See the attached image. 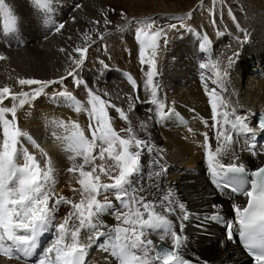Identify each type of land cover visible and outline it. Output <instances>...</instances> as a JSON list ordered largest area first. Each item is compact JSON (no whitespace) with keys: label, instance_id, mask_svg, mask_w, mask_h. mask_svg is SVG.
<instances>
[{"label":"snow or ice","instance_id":"1","mask_svg":"<svg viewBox=\"0 0 264 264\" xmlns=\"http://www.w3.org/2000/svg\"><path fill=\"white\" fill-rule=\"evenodd\" d=\"M52 2L53 0H31L34 9L45 16L52 12ZM120 15L128 20L123 12ZM191 17V12L185 16H174L172 19L180 21L179 25L171 23L166 28L155 27V30V20L136 21L139 25L135 32L139 60L141 65H148L144 81V87L150 96L147 102L155 106L158 122L166 119L171 112L158 94L160 84L156 78L160 73L157 56L161 42L165 46L169 44V31L190 30L183 21ZM92 23L99 24L101 21ZM103 23H111L106 15ZM17 26L16 16L5 5L4 0H0V28L14 33ZM64 27L60 23L56 31L59 32ZM103 35L100 33V39H103ZM83 36L85 41H92L87 30ZM90 46L86 43L83 48L77 46L72 50L80 54L79 58L68 53L71 64L75 67L66 69L67 76L62 75L55 80L18 77L16 83L21 86L18 92H13L12 87L7 84L0 87V255L22 261V264H85L88 249L100 237H105V243L101 247L111 252L117 264H191L181 251L184 245L183 226L178 233L173 230L171 219L177 209L182 221L189 219L185 204L176 199L171 188L159 195L152 193V198H149L142 194L148 192V189L137 186L142 171L147 167L146 162H142V157L145 153L156 151L150 134L148 138L139 135L141 132L148 133V122L141 121L133 127L130 115L136 103L145 101L139 95L129 94L127 99L131 103L125 110L107 99L108 93L101 95L79 79L78 70L84 65ZM202 47H206V43ZM238 56L239 51L226 56V66L222 60L209 59L200 67L212 69L215 77L213 84H223ZM6 59V56L0 55V60ZM68 77H73L75 87L83 85L87 90V107L66 88L54 93L52 97L61 104L68 105L76 113L83 111L89 117L87 132L90 136L85 134V129L78 122L71 121L70 134L58 137L65 142L64 151L71 153L68 159L73 163L68 171L79 174L77 183L80 188L73 189L80 193L78 202L54 193L55 163L33 136L20 127L17 116L18 110L25 105L31 107L38 98L49 95L46 89L52 85L63 86ZM128 81L134 92L137 91V81L131 75L128 76ZM24 86H29L30 91L23 90ZM204 87L211 105L210 127L216 129L215 138L220 142L213 151L207 142L208 133L204 134L211 183L221 191H227L231 187L233 192H241L246 197V205H231L234 222H225V239L231 241L234 238L238 224L239 237L254 257L255 264H264V167L251 173L254 179L250 181L251 188L248 190L244 188V184L248 183L245 165L231 163L232 154L229 153L235 142L234 134H254L256 128L248 123L251 117L238 115L237 109L231 107L216 88L209 90L207 82ZM6 100H11L10 107L5 105ZM221 107L226 110L218 111ZM110 109L118 114L119 119L127 122L128 127L117 131L113 126L115 117L110 115ZM151 119L150 116L149 120ZM55 124L68 130L69 124L63 120H56ZM259 129L264 132V121H261ZM121 132L126 135L122 136ZM25 140L39 148L43 163L25 147ZM96 149L98 152L94 155ZM224 157L228 158L227 165L221 163ZM78 158L81 160L79 163ZM160 159H153L151 162L160 167V171L151 174L156 178L164 171ZM21 160L23 163H20ZM102 176L110 182H104ZM152 187L159 192L158 185L154 183ZM109 195L115 196L119 201V206L113 213L117 221L114 225H107L101 219L113 207ZM61 204L70 205L72 211L61 223L54 224V214ZM120 207L127 211L119 210ZM211 207L213 212L206 215L205 220L221 221L223 205L213 204ZM50 229L55 231L54 239L47 247L41 248L42 238ZM82 230L89 233L87 243L84 242ZM153 235L157 237L156 240L149 238Z\"/></svg>","mask_w":264,"mask_h":264},{"label":"bare ground","instance_id":"2","mask_svg":"<svg viewBox=\"0 0 264 264\" xmlns=\"http://www.w3.org/2000/svg\"><path fill=\"white\" fill-rule=\"evenodd\" d=\"M53 1L55 4H61V9L64 12L74 9V6L70 5L71 1L73 4L78 2L76 0ZM115 1L88 0L87 3L96 7L103 6V12L115 14V12L110 11L111 8L109 7L114 5ZM4 2L5 5L12 8L16 7L19 12L29 10L32 7L30 5L32 4L31 0H4ZM200 2V0H145L144 6L148 13H153V18L154 13H159L162 16L157 18H167L173 23L179 24L180 21L172 19V17L187 15ZM84 7L82 6L80 10L73 13H80L81 17L87 16L89 9ZM210 14L202 26L190 24V30L180 29L182 34H177L169 40L168 48L166 47L161 61L157 64L160 73L159 77L156 78L160 84L158 94L165 100L167 107L171 109L166 119L158 122L154 112L155 106L147 102L150 99L148 90L144 87L145 72L148 70L147 64L141 65L143 72L141 71L142 75L137 80V91L134 92L130 86L122 84L123 87L133 91L132 95H139L140 99L145 101L135 104L133 112L130 113L132 124L133 127H136L141 121L148 122V133L141 132L139 135L142 138H148L150 134V139L156 149L153 153H145L142 157V162H146L147 167L142 171L137 186L146 187L148 192L142 194L148 195L149 198H152V193L159 195V193L171 188L175 192L176 199L185 204L189 219L182 221L179 218V209L172 214L171 219L173 220V230L178 233L180 227L183 226L184 245L182 249L191 253L189 255L192 259L205 263L193 258L199 256L209 262L205 264H249L239 245L225 239L223 228L226 220L224 223L205 220V216L213 212L211 207L213 204H222L223 213L231 211V214L222 215V220L233 217L231 205L233 203L243 205L245 196L221 191L211 183L212 177L208 162H206L207 149L205 148L204 134L208 133L207 142L213 151L220 142L215 138L216 129L210 127L212 124L211 105L204 85L207 82L209 90L216 88L218 94L226 98L231 107L237 109L238 115L254 117L257 112L252 111H264V0H214V4H211ZM150 16L152 15L150 14ZM81 19L79 17L76 22L68 19L64 29H62V33L67 32L66 38L69 39L71 36V28L82 26L85 20ZM123 22L125 19L121 18L115 24L111 23L110 26L112 28L121 27ZM100 30L105 31L103 28ZM95 31L98 30L95 29ZM1 33L5 36L4 30ZM35 33L28 40H25L26 46L20 47L18 46L19 43H16L12 46L15 49H6L5 54L10 56L7 61L2 60L5 71L0 69V85L13 83L12 85L15 86L17 76L30 75L39 79L55 80L62 75L67 76L66 69H70V66L75 67L71 64L68 53L71 52L74 57L79 58L80 54L72 51L77 46L66 44L62 41L64 39L61 40L60 37L52 35H49L48 40L44 41L43 38L46 35L44 31ZM62 37L64 36L62 35ZM5 42L10 44L9 41ZM205 43L206 47H202ZM82 45L81 48L84 47ZM234 51H239V56L235 60L228 77L225 78L223 84H213L212 80L215 77L212 69H201L200 65L208 62L209 59H219L224 61L226 66L225 57ZM158 60H160V55L157 57ZM85 61L87 62L88 59L86 58ZM84 65L78 72L84 69ZM85 77L83 79L92 81L94 88L96 85H100L90 72ZM8 78L10 79L8 80ZM65 83L74 85L73 77H68ZM72 93L87 107V92L83 85L76 87ZM48 94L34 101L31 107L27 105L18 110V121L20 127L27 130L40 145V148H43L54 161L56 167L54 193L57 196H65L74 202H78L80 193L74 192L73 189L80 188L77 183L79 174L66 170L73 163L68 159L71 153L64 151L65 142L58 137L70 134L71 121L78 122L85 129V134L90 136L87 132L88 115L83 111L76 113L68 105L61 104L60 101L52 98L51 93ZM124 105L125 110H127L129 105ZM149 109H153V111H149ZM225 110L221 107L218 111L223 112ZM150 116L152 117L151 120H149ZM114 117L119 121L118 114L114 113ZM254 118L255 122L250 119L248 123L256 128L255 133L234 134L235 142L229 150V153L232 154L231 163H242L249 169L254 168L263 156L260 140L262 132L256 123V116ZM56 120H63L68 123V130L58 127L55 124ZM115 128L118 131L116 126ZM49 135H51L50 138ZM254 143H256L255 146ZM24 144L43 163L39 148L27 140L24 141ZM97 152L98 149L93 154L95 155ZM157 158H161L160 165L164 168L158 178L151 175L160 171L159 166L151 163L153 159ZM79 162H81L80 158L77 159V163ZM228 162L227 157L221 159V163L227 165ZM20 163L23 161L21 160ZM97 163L100 161L97 160ZM107 163H111V161H107ZM102 180L110 182L103 176ZM154 183L159 186V192L152 187ZM108 198L112 201L113 207L108 209L101 219L107 225H114L117 221L113 213L119 206V201L113 195H109ZM98 199H102V197H98ZM119 210L127 211L122 207ZM70 211H72L70 205L61 204L54 214L55 221L53 223H61ZM87 235H89L87 230H82L85 243H87ZM54 236V229H50L42 238L41 248L47 247ZM149 238L157 239L154 235ZM105 239V237H100L91 245L85 258L86 264L95 261H98L99 264H117L111 252L105 251L101 247L105 243ZM0 264H22V261L8 259L0 255Z\"/></svg>","mask_w":264,"mask_h":264},{"label":"rangeland","instance_id":"3","mask_svg":"<svg viewBox=\"0 0 264 264\" xmlns=\"http://www.w3.org/2000/svg\"><path fill=\"white\" fill-rule=\"evenodd\" d=\"M76 1H78L76 4H73V1L70 2V5L71 6L73 5L74 9H72L71 11L68 8L69 12H64L61 9V6H60L61 4H55V2L53 1L52 3L53 10L47 16H45V14L43 13H38L34 9L32 4H30L32 5V7L29 10H26V11L21 10L20 12L19 10H16L17 9L16 7L12 8L6 5L8 8L11 9L13 14L16 16L17 21H18V26H17L16 32L14 33H9L5 31V36L3 33H1L3 28H0V55L6 56L7 57L6 61H7L10 55L7 53L5 54L6 49L12 50L14 48L12 46L15 45L16 43H19L18 46L20 47L26 46L27 44L25 43L26 42L25 40H28L30 37H32L31 35L33 33L36 32L35 34H38L40 33V31H44L46 33V35L43 38L44 41L48 40L47 38H49V35L50 36L52 35V36L60 37L61 40L64 39L62 41L74 47L81 46L83 43H84L83 45L85 46L87 41H85L83 33L87 30L88 32H90L89 34L92 37V41H95V42L92 43V41H88L87 43L91 45L89 47L88 52L86 53V58L88 59V61L87 62L85 61L86 64L83 67L84 69L78 72V78L85 81V83H87L89 87H91L92 89L97 90L99 94L102 95L105 92L108 93L109 95L107 99H110L112 102H114L118 106L125 109L124 104H128V105L130 104V101H128L127 97L129 94H132L133 91L131 92L130 88H127L125 86L123 87L122 84L128 85L132 88L131 84L128 81V76L131 75V77L137 81L140 79V76L142 75L141 73L142 67L139 61V45L135 38L136 29L137 27H139L136 21L153 20L154 18H156L154 19L156 21V24L154 25L153 30H155V27L166 28L167 25L173 22L167 18H157V17L162 16L159 13H156V14L154 13V18H153V13H148V10L144 6L145 0H116L114 5L112 4V6H109L111 8L110 11L115 12V14L114 13L107 14L103 12L104 11V9L102 8L103 6L96 7L95 5L91 3H87L88 0H85V1L76 0ZM200 1L201 2L198 5L192 8L191 19L183 21L186 25L190 26V24H193L195 26H202L203 24L206 23L205 21L206 17L211 15L210 9H211V4H214V0L212 1L211 0H200ZM77 5H79L80 7H77ZM82 6L83 7L85 6L89 9L88 14H86L87 16L81 17L80 13H73L74 11L80 10ZM121 12L125 14L128 20L127 21L125 20V22H123V25L121 27L118 26L119 28L116 27L117 29L112 28L110 25L115 24V22H118L119 19L122 18L120 15ZM150 14L152 16H150ZM105 15L108 16L107 18L111 19L110 21L112 24L110 23V24L105 25L102 23ZM72 16L75 19H73ZM79 17L80 19L82 18L81 20H85V22L82 23L81 27L71 28L70 30L71 36L69 35L70 36L69 39L65 37L67 36V32L64 31V33H62L63 32L62 29L59 32L56 31V28L60 23H63L64 25H66V22L68 21L69 18L76 22ZM96 20L101 21L100 24L102 25L100 24L98 25L94 23L92 24V21H96ZM129 21H131V23H129ZM90 28L93 30V32ZM100 28H103L105 31L102 32ZM95 29H97L98 31H95ZM99 31L104 34L103 39H100ZM177 34H182V30L169 31L168 39L169 40L172 39V37H174ZM62 35L64 37H62ZM71 40L74 42H72ZM5 41H9L10 44H7ZM166 47L168 48V45L165 46L161 42V47L158 52V56L160 55V60L157 61V64H159V61H161V57L164 55V52L167 49ZM1 49H4V50H1ZM101 61H103V63H101ZM3 66L4 65L2 64V60H0V69L2 71L3 70L5 71ZM89 72L91 73V76L93 75V77H95V81H97L100 84V85H96L95 87L96 89L93 87V84L91 83L92 81L90 82V80L88 79L86 80L83 79V78H86L85 76H87ZM9 74H12V73L9 72ZM17 77L39 79L35 76H30V75L17 76ZM9 79L10 78H8V80ZM12 84L13 83H7V85H10L12 87L13 92H18L21 90V86H19L18 84L14 86ZM2 86L4 85H0V87ZM52 86L53 87L46 89V91L48 93H51L52 95L56 92L64 91L65 88L70 92H73L76 90V87L74 85L67 84L65 82L63 86H59V85H56V86L52 85ZM31 87H37V86H31ZM23 90L30 91V87L24 86ZM5 105L10 107L11 100H6ZM109 112H111L112 113L111 115L114 116V113H115L114 110L110 109ZM252 112H258V111H252ZM254 117L251 116V119L252 121L255 122ZM9 118H11L10 115H9ZM113 126L114 128L116 126L119 131L121 128L128 127V124L127 122L121 119H119V121L115 119ZM120 134L122 136L126 135L123 132H121ZM48 137L50 138L51 135H49ZM206 162L208 161L206 160ZM68 168L66 169L67 171H68ZM226 214H231V211L223 213V215H226ZM228 219H232V217H228ZM225 220L226 219L224 218L223 220H221V222L224 223ZM216 222H220V221H216ZM181 251L184 252V253L182 252V254L190 257L189 254L191 253H189L187 250L181 249ZM193 256H196V255L193 254ZM193 258H197L205 263H209L207 260L199 256H196Z\"/></svg>","mask_w":264,"mask_h":264}]
</instances>
